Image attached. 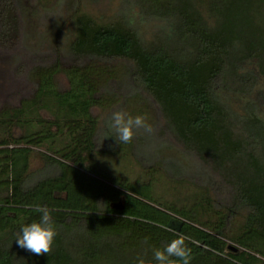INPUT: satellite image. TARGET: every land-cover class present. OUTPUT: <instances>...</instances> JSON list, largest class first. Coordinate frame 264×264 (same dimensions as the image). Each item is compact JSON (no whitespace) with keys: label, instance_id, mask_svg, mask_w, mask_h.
Instances as JSON below:
<instances>
[{"label":"trees","instance_id":"obj_1","mask_svg":"<svg viewBox=\"0 0 264 264\" xmlns=\"http://www.w3.org/2000/svg\"><path fill=\"white\" fill-rule=\"evenodd\" d=\"M78 1L64 0V48L16 67L31 95L12 107L0 95V264H157L154 250L180 235L190 264H264V0H122L127 10L108 21ZM25 11L0 0V51L16 47ZM124 75L128 95L156 105L158 136L181 150L182 169L169 156L136 159L142 181L101 172L103 158H132L142 142L121 143L108 128L112 149L99 148L92 110L129 97L102 95ZM34 155L42 167L33 173ZM160 180L190 193L168 203L154 192ZM38 207L57 231L49 255L16 242Z\"/></svg>","mask_w":264,"mask_h":264},{"label":"rangeland","instance_id":"obj_2","mask_svg":"<svg viewBox=\"0 0 264 264\" xmlns=\"http://www.w3.org/2000/svg\"><path fill=\"white\" fill-rule=\"evenodd\" d=\"M20 1L24 5V8H26V11L24 12L25 15H21L22 18H20L21 30L18 35L17 45L13 50L0 51V95L3 96L8 107L14 106L16 100L29 97L33 90L31 83L26 79L25 75L22 77L17 75L18 78L14 75L16 67L22 63H30L33 57L44 55L47 52H53L58 45L63 49L64 47L61 44L67 41L65 36L68 34L70 27L68 22L69 12L65 7L64 0L57 2L56 0ZM77 5L81 10L103 21L112 20L115 18L117 12L127 10L122 4V0H79ZM135 8L138 11L140 9L137 5ZM144 30L146 32L148 30L152 32L150 26L148 28L145 27ZM161 30L163 31V29ZM155 32H157L156 29L153 30V33ZM113 65V67L119 65L129 66L126 62H114ZM118 78L116 82L110 84L111 87L108 89V93L105 95L102 94L105 99H113L112 94L118 93L116 88L123 95H128L131 89L129 77L124 75ZM56 81L60 89L66 87V80L62 74L57 76ZM128 96L121 104H108L106 102L103 107L92 110L93 116L98 124L97 137L100 143L99 148L110 151L112 149V146L105 139V134L109 128L111 116L116 111H125L132 116H146L148 122L153 126L154 131L148 134L142 129L138 130L136 134L142 138V142L140 146H134L133 157L116 155L103 158L100 161L101 172L105 173L106 171L113 179L121 177L127 179L128 182L142 181L144 174L141 172L139 162L136 159H140V161L144 160L145 164L151 163L152 160H158L162 165L163 160L164 164L170 160L176 167L182 169L186 160L182 158L181 150L169 141L163 143V137L158 136L162 128L160 126L162 121L156 105L144 92H141L138 97ZM232 105L235 109L240 110V102L237 103L233 100ZM261 112L264 113V110L261 109ZM109 130L112 131L110 128ZM41 167V160L34 155L30 162V170L34 173L40 170ZM192 167L195 168L193 165ZM154 192L158 197L168 203L179 199L180 202L178 201V203L181 204L184 197L190 193V189L179 187L177 191H173L169 185L164 184L163 180H160L159 184L155 186Z\"/></svg>","mask_w":264,"mask_h":264},{"label":"clouds","instance_id":"obj_3","mask_svg":"<svg viewBox=\"0 0 264 264\" xmlns=\"http://www.w3.org/2000/svg\"><path fill=\"white\" fill-rule=\"evenodd\" d=\"M109 128L114 131L116 138L121 143H131L138 130L151 134L154 129L146 116H132L125 111H116L112 114ZM42 213L38 222L25 225L21 229V235L16 239L20 248L36 255H49L53 250L57 231L51 222V214L46 208H37ZM189 237L184 235L173 239L163 249L154 250L153 256L157 264H190L192 250L187 246ZM175 257L176 259H172ZM138 264H145L140 259Z\"/></svg>","mask_w":264,"mask_h":264},{"label":"water","instance_id":"obj_4","mask_svg":"<svg viewBox=\"0 0 264 264\" xmlns=\"http://www.w3.org/2000/svg\"><path fill=\"white\" fill-rule=\"evenodd\" d=\"M111 208H112V209L121 210V209L123 208V206H122V203H116V204L112 205ZM228 249H229L230 251H235V250H236V249H235L233 246H231V245L228 247Z\"/></svg>","mask_w":264,"mask_h":264}]
</instances>
